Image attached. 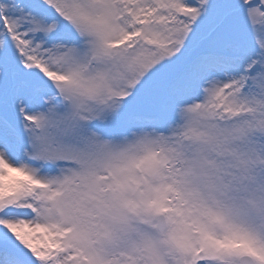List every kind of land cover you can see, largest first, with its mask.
I'll return each mask as SVG.
<instances>
[{"label": "snow or ice", "instance_id": "6c2138e0", "mask_svg": "<svg viewBox=\"0 0 264 264\" xmlns=\"http://www.w3.org/2000/svg\"><path fill=\"white\" fill-rule=\"evenodd\" d=\"M0 264H264V0H0Z\"/></svg>", "mask_w": 264, "mask_h": 264}]
</instances>
